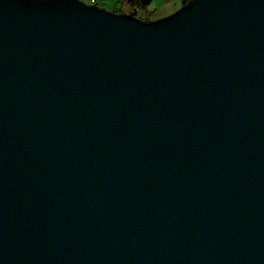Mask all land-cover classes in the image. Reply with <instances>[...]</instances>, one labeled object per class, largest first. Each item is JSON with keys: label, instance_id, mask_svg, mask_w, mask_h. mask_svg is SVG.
<instances>
[{"label": "water", "instance_id": "95a60500", "mask_svg": "<svg viewBox=\"0 0 264 264\" xmlns=\"http://www.w3.org/2000/svg\"><path fill=\"white\" fill-rule=\"evenodd\" d=\"M0 264H264V0H0Z\"/></svg>", "mask_w": 264, "mask_h": 264}, {"label": "rangeland", "instance_id": "374dc122", "mask_svg": "<svg viewBox=\"0 0 264 264\" xmlns=\"http://www.w3.org/2000/svg\"><path fill=\"white\" fill-rule=\"evenodd\" d=\"M97 7L106 12L116 11L120 7L118 0H97ZM192 0H153V3L147 8H138V17L143 16L140 21L145 22L146 19L151 22H157L164 18H169L176 12L182 10ZM86 5H91L90 0H81ZM96 4H93L95 6Z\"/></svg>", "mask_w": 264, "mask_h": 264}, {"label": "crops", "instance_id": "0c3cea01", "mask_svg": "<svg viewBox=\"0 0 264 264\" xmlns=\"http://www.w3.org/2000/svg\"><path fill=\"white\" fill-rule=\"evenodd\" d=\"M118 3L120 4V7L117 8L116 11H112L113 13H116L119 15H130L134 13V17H136L137 19L139 18L143 19L144 15H142L141 17L137 16L138 8L142 7L145 9L149 7L153 3V0H149L146 3L142 2L141 0H118ZM145 22H151V20L146 19Z\"/></svg>", "mask_w": 264, "mask_h": 264}, {"label": "built area", "instance_id": "2783aa9c", "mask_svg": "<svg viewBox=\"0 0 264 264\" xmlns=\"http://www.w3.org/2000/svg\"><path fill=\"white\" fill-rule=\"evenodd\" d=\"M98 1L97 0H90V4L93 5V4H97Z\"/></svg>", "mask_w": 264, "mask_h": 264}, {"label": "trees", "instance_id": "16d2710c", "mask_svg": "<svg viewBox=\"0 0 264 264\" xmlns=\"http://www.w3.org/2000/svg\"><path fill=\"white\" fill-rule=\"evenodd\" d=\"M142 2H148L149 0H141ZM130 16H134V13L130 14Z\"/></svg>", "mask_w": 264, "mask_h": 264}, {"label": "clouds", "instance_id": "9594fccd", "mask_svg": "<svg viewBox=\"0 0 264 264\" xmlns=\"http://www.w3.org/2000/svg\"><path fill=\"white\" fill-rule=\"evenodd\" d=\"M80 1H81V0H80ZM90 6H93V5H90ZM95 6H97V4H96Z\"/></svg>", "mask_w": 264, "mask_h": 264}]
</instances>
